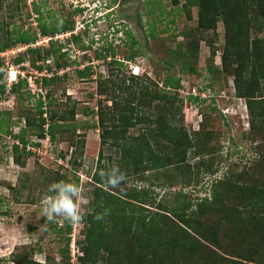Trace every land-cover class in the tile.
Returning <instances> with one entry per match:
<instances>
[{"label": "trees", "instance_id": "trees-1", "mask_svg": "<svg viewBox=\"0 0 264 264\" xmlns=\"http://www.w3.org/2000/svg\"><path fill=\"white\" fill-rule=\"evenodd\" d=\"M33 1L26 16L29 13L35 16V30L22 25L5 32L0 28V52L18 44L26 46L9 61L20 65L27 60L29 67L43 73L36 76L34 82L45 91L43 98L35 92L32 109H23L26 107L21 106V100L30 101L34 95L27 87L25 76L6 85L5 60L0 57V98L6 93L16 94L18 108L25 111L23 125L15 134H10L14 139L10 145L13 161L18 163L21 155H28L30 151L27 148L36 146L39 138L47 136L54 141L56 133L65 128L75 132L72 124L77 110L75 102L60 111L51 109L54 101L51 86L55 82L66 81L69 78L67 70L71 69L78 78L94 75L95 93L102 97L96 100L95 109L88 106L80 108L83 115L96 116V124L94 122L89 127L99 129L100 146L97 167L90 176L93 189L87 205L89 209L81 220L84 223L83 238L75 241L80 252L75 257L79 264H264V143H261L264 135H256L259 123L264 127V120L261 119L264 113V0H168L174 9L164 11L161 8V19L158 15L150 17L147 13L150 14L153 7L147 8L146 41L154 40L159 34L171 39L179 34L185 39L182 44L176 43L173 49L164 44V39L161 40L162 46L156 47L158 55H162L154 64H159L165 72V76L157 81L148 77H144L146 81H140L141 76L137 74H125V65L110 43L94 52L95 59L105 65L103 74L94 72L91 60L81 63L71 59V45L89 49V44H83L87 25L74 32L73 15L80 9L69 11L65 18L49 19L43 16L39 5ZM4 3L10 18L21 16L24 1L0 0V6ZM158 5H161L160 2ZM191 8H196V29L213 30L216 22L222 23L221 69L234 75L233 93L244 99L249 125L248 136L245 137L255 143L254 149H258V166L246 164L238 171L237 164H229L223 177L212 186L209 198L201 197L192 203L179 192L172 197H183L181 204L166 208L161 203H153L150 197L145 196V191H136L132 186L118 192L105 188L99 173L114 164L124 176L145 180L152 185L145 172L159 174L170 168L175 173L173 181L167 185H183L192 173L188 155L203 150L209 156L194 162V178L199 172L216 171L212 163L216 149L208 144L214 133H206L201 141L200 132H188L182 124L183 105L186 102L202 103L206 97L182 94L180 76L170 72L175 70L186 76H199V40L186 29L174 31L173 17L183 11L190 19ZM171 11H174L172 16ZM65 33L70 34L62 42L56 38V35ZM40 36L48 38L46 46H33ZM135 43L130 41L131 46ZM214 51L215 48L211 47L212 55ZM139 53L141 50L135 47L125 55L124 60L131 62ZM229 64H233L231 70H228ZM208 69L218 71L213 66ZM88 96L91 98L92 93ZM213 100L207 101L210 109L216 110ZM108 101L109 104H106ZM6 114L9 112L6 111ZM132 129L137 132L131 134ZM31 136L36 140H31ZM68 143L75 146L67 159L73 169L77 164L73 156L81 155L84 140L78 138L73 142L69 139ZM103 150L108 153L104 155ZM63 156L59 152V157ZM177 175L186 178L177 179ZM56 176L57 180L51 182L63 179L58 173ZM74 180L76 185L77 178ZM145 205L155 210H149ZM61 220L62 224L53 223L50 226L62 236L63 247L59 254L63 264H69L72 223L63 218ZM9 258L15 264H44L29 257L25 251L11 252Z\"/></svg>", "mask_w": 264, "mask_h": 264}, {"label": "rangeland", "instance_id": "rangeland-1", "mask_svg": "<svg viewBox=\"0 0 264 264\" xmlns=\"http://www.w3.org/2000/svg\"><path fill=\"white\" fill-rule=\"evenodd\" d=\"M21 1H24L25 5L21 10L20 17L17 15L10 18L4 8L5 3L0 6V28L3 29V32L18 25H22L23 28H32L31 30L36 29L35 16L32 13H29L28 17L26 16V11H31V0ZM33 2L39 5L43 16H48L49 19L65 18L69 11L75 8L80 9L73 15L74 32L80 31L87 25L83 44L85 46L89 44V49H80V45H71L69 54L70 58H74L76 62L86 63L91 60L94 72L105 73L104 63L95 59L94 52H98L97 50L101 46H107L110 43L115 46L116 56L125 65L123 68L125 74H133V70L141 76L140 81H146L144 77L157 81L165 76V72L160 69L159 64H154L158 58L161 59L162 55H158L156 47L162 46V39H164V44L172 49L176 43L182 44L185 40L179 34L173 39L167 38L164 34H159L154 39L156 42L153 39L146 41L148 29L145 13L147 8L153 7L150 14L147 13L150 17L158 15L161 19L162 14L159 13L161 8L164 11L173 8L172 5L168 4V0H34ZM158 2L161 5H158ZM173 13L174 11H171L170 16ZM173 18H175V32L186 29L195 39L199 40L197 48L199 76H186L175 70L170 72L180 76V83L183 86L182 94L186 91H192L191 88L198 87L203 88L199 92L206 95V99L202 103L186 102L183 105L182 124L188 132H200L201 141L204 140L206 133H214L208 144L214 150L216 149L212 162L213 169L216 171L214 173L199 172L197 178H194L193 172L196 170L193 166L194 162L209 156V153L203 150L198 154L188 155L187 160L192 166V173L183 185L178 183L171 186L167 185L168 182L173 181L175 173L169 168L159 174L155 173L157 178L152 172H145L152 185H149L148 181L145 180L141 181L132 176H124V180L119 185L115 187L105 186L113 192L132 186L136 191H145V196L150 197L153 203H161L166 208H173L176 203L181 204L183 197L174 198L179 192L185 194L184 198L192 203L201 197L209 198L212 186L219 178L223 177L229 168V164H237L238 171L241 166L246 164L257 167L256 158L259 157L258 149H254L255 143L250 142L245 137L248 136L249 130L248 113L244 99L235 96L233 93L234 75L221 69L222 23L216 22L213 30L196 29V8H191L190 19L186 18L183 11ZM157 32L158 28L155 33ZM69 34L56 38L62 42ZM131 40L136 42L132 46ZM46 42V38L40 36L33 46H46ZM135 47H138L141 53L136 55L131 62L124 60L125 55ZM211 47L215 48L213 55L210 53ZM25 48L26 46L18 44L13 48V52L8 49L6 53L0 52V56L3 55L4 60H8L3 69L5 76L7 73L12 76L13 72L16 76V80L8 83H15L19 77L24 78V76L26 82L28 80L33 81L34 86L29 88L27 85V87L34 98H31L30 101L21 100V106L26 107L23 108L26 110L33 108L32 104L36 99L35 92L43 98L45 91L34 82V76L39 75L38 72L28 66L27 60L20 65L12 64L9 61L10 58ZM83 54H85V59ZM10 66L12 67L10 68ZM209 66H213L218 71H209ZM228 66V70L233 68V64ZM70 70H67L69 78L66 81H58L51 86L54 97L51 109L60 111L75 102L77 110L72 123L75 126V132L72 133L69 128H65L56 133L54 141H50L47 136L39 138L37 145L28 147L30 153L21 155L18 163L14 162L11 156L10 145L14 139L10 134H15L23 125L25 111L18 108L16 94L6 93L3 98H0V264H15L9 258L11 252L14 251H25L29 257L44 262V264H63V258L59 254V250L63 247V238L50 226L53 223L62 224V217H54L49 221L40 214L41 197L45 194L49 182L57 180L56 173L62 176V180L66 182L74 183V178H77L76 186L80 189V195L76 198L77 206L83 214L89 209L87 205L93 189L90 176L97 167L96 160L100 146L99 129L89 127L94 122L96 124V116H85L80 112V108L88 106L95 109L96 100L102 97L95 93L94 75L78 78ZM4 81L7 83L6 79ZM8 83L6 85H9ZM89 93H92L91 98L88 96ZM211 98L215 100L213 102L216 110L210 109L211 106L207 100ZM106 104H109V101ZM6 111L9 114H6ZM261 119L264 120V113ZM259 125L257 127L259 133L256 135L261 137L264 135V127L261 123ZM136 132V129L130 130L131 134ZM30 138L36 140L33 136ZM78 138L84 140L83 149L80 156L77 154L73 156L77 164L71 169L67 159L74 151L75 146L69 144L68 140L71 139L76 142ZM261 143H264V140ZM59 152L64 155L63 158L59 157ZM103 152L104 155L108 153L107 150H103ZM111 167L117 166L112 164ZM185 178L182 175H177V179L184 180ZM22 183L23 186H21ZM173 194L174 197H172ZM144 207L152 211L155 210L154 207L148 205ZM83 233L84 223L81 221L72 222L68 245L69 264H79L75 257L80 252L77 251L75 241H80L83 238ZM211 248L217 250V253L225 255L220 250Z\"/></svg>", "mask_w": 264, "mask_h": 264}, {"label": "clouds", "instance_id": "clouds-1", "mask_svg": "<svg viewBox=\"0 0 264 264\" xmlns=\"http://www.w3.org/2000/svg\"><path fill=\"white\" fill-rule=\"evenodd\" d=\"M132 73L137 74L133 70ZM99 175L105 184L110 187H115L124 180L123 173L117 167L101 170ZM79 195L80 189L71 182L60 180L49 183L45 194L40 200L41 216L47 218L49 221L54 217H62L69 223L80 222L83 218V213L79 210L76 203V198Z\"/></svg>", "mask_w": 264, "mask_h": 264}, {"label": "built area", "instance_id": "built-area-1", "mask_svg": "<svg viewBox=\"0 0 264 264\" xmlns=\"http://www.w3.org/2000/svg\"><path fill=\"white\" fill-rule=\"evenodd\" d=\"M61 35H65V34H61ZM61 35H56V37H59V36H61ZM47 39L48 38H46V41H47ZM14 48V47H13ZM13 48H11L10 50L13 52ZM5 53H6V51H4ZM3 52V53H4ZM5 56V55H4ZM0 57H3V55L2 56H0ZM6 61H8V60H6ZM6 61H4V63L5 64H7V62ZM12 66H10V68H11ZM4 69V68H3ZM13 76H10L9 75V73H7V76H5L6 77V81H7V83L9 82V81H14V80H16L15 78H16V76H15V73L13 72V74H12ZM38 75L40 76V75H42V73H38ZM35 77L36 76H34V79H35ZM6 83V84H7ZM9 85H10V83H8ZM9 85H7V86H9ZM27 85H28V87L29 88H31V86H34V84H33V81H31V80H28V82H27ZM36 87V86H35ZM198 87H196V88H191V90L192 91H189V92H184V94H191V95H193V96H199V97H206V95L205 94H203V92H199V90L197 89ZM183 91V86H182V89H181V92ZM33 93V92H32ZM221 111H222V109H221ZM223 112V111H222Z\"/></svg>", "mask_w": 264, "mask_h": 264}, {"label": "bare ground", "instance_id": "bare-ground-1", "mask_svg": "<svg viewBox=\"0 0 264 264\" xmlns=\"http://www.w3.org/2000/svg\"><path fill=\"white\" fill-rule=\"evenodd\" d=\"M12 75V74H11ZM13 76V75H12Z\"/></svg>", "mask_w": 264, "mask_h": 264}]
</instances>
